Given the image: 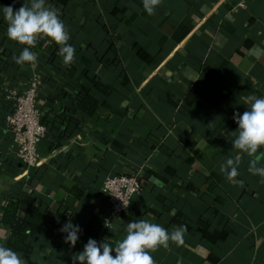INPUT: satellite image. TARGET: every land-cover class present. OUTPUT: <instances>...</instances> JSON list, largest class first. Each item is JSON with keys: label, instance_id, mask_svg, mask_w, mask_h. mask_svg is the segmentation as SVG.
<instances>
[{"label": "crops", "instance_id": "crops-1", "mask_svg": "<svg viewBox=\"0 0 264 264\" xmlns=\"http://www.w3.org/2000/svg\"><path fill=\"white\" fill-rule=\"evenodd\" d=\"M33 73L46 131L27 168L5 118ZM116 175L142 189L106 227ZM15 199L46 223L8 258ZM5 261L264 264V0H0Z\"/></svg>", "mask_w": 264, "mask_h": 264}, {"label": "built area", "instance_id": "built-area-1", "mask_svg": "<svg viewBox=\"0 0 264 264\" xmlns=\"http://www.w3.org/2000/svg\"><path fill=\"white\" fill-rule=\"evenodd\" d=\"M40 85L39 73H33L23 93L11 97L14 106L5 118L12 133L13 143L17 147V158L27 168L38 164V141L46 131L36 104ZM141 189V183L134 175H116L104 180L101 194L107 199L110 209L109 215L103 219L106 227L109 226L111 218L130 209L133 198ZM4 264H7V261Z\"/></svg>", "mask_w": 264, "mask_h": 264}, {"label": "trees", "instance_id": "trees-1", "mask_svg": "<svg viewBox=\"0 0 264 264\" xmlns=\"http://www.w3.org/2000/svg\"><path fill=\"white\" fill-rule=\"evenodd\" d=\"M91 99L88 96H84L82 100ZM83 102V101H81ZM80 102V103H81ZM82 104V103H81ZM84 104V103H83ZM84 108V105L81 107ZM1 215V222L8 226L10 229V235L7 240V252L8 258L14 253H28L30 252V247L27 245L26 241L28 238L29 231H34L41 228L46 223V218L41 212L33 211L31 209L22 210L19 205V201L9 200L5 206H3ZM102 227V221L94 218L84 229L83 232L90 235V251L86 258L91 257L93 252V244L95 243L94 238L97 237L99 230ZM51 230L55 232H63L61 228L57 227L53 223L50 226Z\"/></svg>", "mask_w": 264, "mask_h": 264}]
</instances>
